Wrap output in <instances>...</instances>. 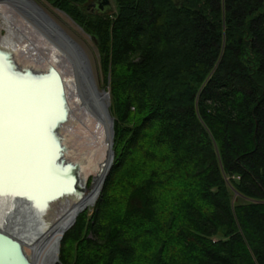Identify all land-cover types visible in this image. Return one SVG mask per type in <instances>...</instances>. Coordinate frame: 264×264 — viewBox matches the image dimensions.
<instances>
[{
  "label": "trees",
  "instance_id": "16d2710c",
  "mask_svg": "<svg viewBox=\"0 0 264 264\" xmlns=\"http://www.w3.org/2000/svg\"><path fill=\"white\" fill-rule=\"evenodd\" d=\"M47 1L98 42L120 153L108 176L141 159L119 223L107 178L61 263L264 264V0H116L113 16Z\"/></svg>",
  "mask_w": 264,
  "mask_h": 264
},
{
  "label": "bare ground",
  "instance_id": "6f19581e",
  "mask_svg": "<svg viewBox=\"0 0 264 264\" xmlns=\"http://www.w3.org/2000/svg\"><path fill=\"white\" fill-rule=\"evenodd\" d=\"M2 6L4 7L1 4L0 7ZM3 13L8 14L4 10L0 11V15ZM65 62L67 61L65 60ZM84 109L89 120L86 123L87 132H81L85 140L83 152L90 159L96 156V150H102L92 139L95 134H100L105 136L102 142L105 143L107 153L104 173L101 178V174L97 176L98 180L95 179L91 189L94 196L88 204H94L100 191L101 179L109 170L108 138L103 121L96 118L88 108L84 107ZM58 113L53 83L40 84L16 80L10 77L4 65L0 64V192L5 190L7 195L0 196L3 199H0V211L7 210L6 212L11 214H14L13 211H17L16 206L18 204L16 205V201L19 198L16 194H19V192L16 189L19 187L23 188V192H26L28 196L33 197L34 194L31 191L35 192L36 190L42 194L53 190L54 195L60 193L56 191H61L64 186L67 190L72 183L71 173H60L53 165L54 145L48 135L47 128ZM86 184L87 182L84 180L82 187ZM70 197L76 203L69 207L66 205L69 204L68 200L63 197L61 200L64 201L65 199L66 202L61 201L60 203L62 206L61 218L54 224H48L49 227L44 231H39L40 235L37 234V228L35 231V225L31 224L32 220H28V222L21 221L7 216L5 212L1 213L2 216H0V225L3 227L0 230L22 240L26 244V254L31 259L34 256L37 258L35 260L36 264H45L48 256L52 255L56 249L59 240L70 230L75 219L78 218L80 212L78 209L86 200L79 196ZM26 199L25 202L27 203L19 200L20 206L22 208L30 206L34 212L37 204L28 202V200H31L29 198ZM27 213L32 214L30 210ZM52 241L53 245L47 250L45 247Z\"/></svg>",
  "mask_w": 264,
  "mask_h": 264
},
{
  "label": "rangeland",
  "instance_id": "374dc122",
  "mask_svg": "<svg viewBox=\"0 0 264 264\" xmlns=\"http://www.w3.org/2000/svg\"><path fill=\"white\" fill-rule=\"evenodd\" d=\"M35 1L46 11V13L58 25H60L66 31V33L74 41H76L84 49L90 60L94 74V79L97 84L99 92L100 93L110 92L111 94L112 92L110 85L111 81L110 79L107 78V75H105V73L102 70L101 56L99 53L97 40L92 36L88 35L84 31V29L81 26H79L70 16L61 12L58 8H56L53 4H51L47 0H35ZM91 2L92 0H90L89 3ZM110 2L112 4V9H113L110 14L113 16L118 13V6L116 0H110ZM89 3L88 6L90 5ZM84 8H86V6H84ZM3 10L6 11L8 14L3 13L2 15H0V47L6 50L13 51L17 64L21 68H32L39 72H46L49 66H53L61 73L62 78L65 81L64 83L66 86V95H67L70 111H69L68 121L62 126V128L59 131V134L60 137L62 138V144L64 145V147H66L64 158L66 159L67 162L71 164L80 165L81 176L87 182L88 191L85 194L79 196L80 198L83 197L86 199L80 206V208H82L94 196V193L93 194L91 193L93 180L94 179L98 180L97 176H99L100 174H101L100 178L102 177V174L104 173V168L107 163V153L105 150V143L102 142L103 138H105V136L103 135L95 134L94 136H92L94 143L99 148H102L101 151L96 150L95 157L89 159L88 156L85 155V152H83L85 149V145H84L85 140L83 139L81 132H87L86 123H88L89 120V118L87 117V113L84 112L85 110L84 107L88 108V110H90L91 112L92 108L96 105L97 98L94 95L85 97L86 105L83 107L82 106L83 102L80 97L79 88L75 77L74 67L72 63L68 60V58L64 54L60 53L57 49H55L44 37H42L39 33H37L36 30L31 27V25H29L25 20H23L12 9L4 5V7L3 6L0 7V11ZM65 60L67 62H65ZM111 103H112V97H111ZM112 106L113 103L111 105V108ZM120 151L121 150H119V152ZM132 154L133 155L128 158L124 167L116 175H114L113 178L112 177L110 178V176H108V179L110 180L108 194L111 196L110 199L114 200V205H115L114 210H116L115 212H113L115 216L113 215L112 217L115 218L114 223L117 224L121 219V214H120L121 213L120 210L122 206L121 200L124 199L125 201L128 198L129 193L131 191V188H127V187H129L130 185L133 186V184L135 183L134 182L135 179L141 174L140 173L141 159L140 157L138 158V150H134ZM101 155L102 157L100 158ZM119 155L120 153L118 154V156H116L115 160L119 158ZM92 161L94 162L92 163ZM94 163L96 164V166ZM108 179L106 181H109ZM138 179L139 178H137V180ZM65 190H66V186H64L61 191H56V192L61 193ZM53 192L54 191L52 190L42 194H44V197L45 196L49 197V196H53ZM100 194L101 192L99 191L97 200L93 204L92 209L80 210L75 225L64 235V239L66 235H70V232H72L76 228L79 218L86 217L89 219L93 217L95 212L94 208H96L95 206L100 198ZM64 198L68 200L69 204L66 205H68L69 207L76 203L74 199H72L71 197L65 196ZM38 201L39 203L43 202L41 197L38 199ZM61 201L63 200L61 199L56 200L54 203H52L49 206L50 209H48L46 212L44 211L45 210L44 207L41 210V212L40 209L37 210L36 217H38V220H35L34 225H35V231L37 228V234L39 233L38 235H40L41 231H44L49 227L47 226L48 224L51 223L54 224L61 218L62 215V206L60 205ZM64 202H66L65 199L63 203ZM234 202L240 204L251 203L250 200L243 199L237 193H234ZM43 211L46 214L43 215L42 214ZM167 213L168 211L164 210L162 216H165ZM172 238L174 237L172 236ZM64 239L61 244L60 255L62 253V249H64L63 248ZM149 243L152 246L150 249L156 247L155 245H153L155 244L153 243V241L149 240ZM52 245H53V241L50 242L45 248L49 250ZM66 246L68 249H72V248L75 249L78 246V241L74 236H72L71 240L67 242ZM143 249H145V247ZM36 259L37 258H35L34 256L33 260L35 261Z\"/></svg>",
  "mask_w": 264,
  "mask_h": 264
},
{
  "label": "water",
  "instance_id": "95a60500",
  "mask_svg": "<svg viewBox=\"0 0 264 264\" xmlns=\"http://www.w3.org/2000/svg\"><path fill=\"white\" fill-rule=\"evenodd\" d=\"M95 1H97V3ZM1 4L13 9L23 20L31 25L42 37H44L55 49H57L60 53L64 54L68 58V60L74 67L80 97L84 105H86L85 97L94 95L97 98L96 105L92 108L91 112L96 118L103 121L106 129L109 148V170L100 182V192L102 193L104 185L108 178V172L110 173V171L112 170L116 157L114 151L116 120L113 117L111 111L112 103L110 92H99L94 79L90 60L84 49L76 41H74L35 0H0V5ZM95 8L98 9L97 12L95 11ZM89 9L92 10L93 14L97 13L99 15L109 14L113 10L110 0H94V2L89 5ZM0 64H3L8 75L16 80H25L28 82L30 81L40 84L51 82L55 87V96L59 113L55 117L54 121L49 124L47 132L54 145V168L60 173H71L72 183L67 190L49 197H44V194H41V192H37L36 190L35 192L31 191V193L34 194L33 197L28 196L26 192H23V188L19 187L18 189H16L19 194L16 195L18 196L19 200L24 203H27L25 202V200H27L26 198L31 199L28 200V202L34 204L36 203L37 208L34 210V212L30 208V206L22 208L20 206L19 200L16 201V205L18 204L17 206L21 208L19 209L15 205L17 211H13L14 214L7 213V210L0 211V216H2L1 213L5 212L7 216L21 221L28 222V220H32L31 224L33 225L35 224V220H38V217H36L35 215L38 209H40L41 212L44 207V211L46 212L48 209H50L49 206L56 200L62 199L65 196H81L85 194L88 191L87 184L86 186L82 187L84 179L81 176L80 165L71 164L64 158L66 147H64V145L62 144V138L60 137L59 131L62 126L68 121L70 108L68 105L64 80L61 73L53 66H49L46 72H39L32 68H21L17 64V61L14 57V52L11 50L3 49L1 47ZM94 181L95 179L93 180V184ZM1 195H6L5 190L0 192V196ZM38 197H41L43 202H37ZM1 198L2 197H0V199ZM29 210L32 212V214L27 213L29 212ZM44 211L42 213L43 215L46 214ZM75 223L76 219L71 228L75 225ZM63 239L64 236L59 240V243L54 250L55 254L54 252L52 255L50 254L45 264H62L60 261V248ZM25 246L26 244L22 240L0 230V264H36L35 261L26 254Z\"/></svg>",
  "mask_w": 264,
  "mask_h": 264
},
{
  "label": "flooded vegetation",
  "instance_id": "af4514ba",
  "mask_svg": "<svg viewBox=\"0 0 264 264\" xmlns=\"http://www.w3.org/2000/svg\"><path fill=\"white\" fill-rule=\"evenodd\" d=\"M94 2V0H92V2L90 3V4H92ZM96 3H97V1H95ZM90 11H92L91 9H89ZM95 11L97 12L98 11V9L97 8H95ZM0 229H3L1 226H0Z\"/></svg>",
  "mask_w": 264,
  "mask_h": 264
}]
</instances>
